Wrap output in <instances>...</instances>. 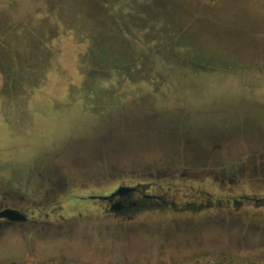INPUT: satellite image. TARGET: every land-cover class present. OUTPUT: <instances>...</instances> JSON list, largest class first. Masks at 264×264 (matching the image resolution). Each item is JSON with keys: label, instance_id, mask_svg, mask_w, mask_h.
Segmentation results:
<instances>
[{"label": "rangeland", "instance_id": "rangeland-1", "mask_svg": "<svg viewBox=\"0 0 264 264\" xmlns=\"http://www.w3.org/2000/svg\"><path fill=\"white\" fill-rule=\"evenodd\" d=\"M0 13V206L28 208L0 221V264H264L249 254L264 208L225 202L264 196V0H0ZM120 184L183 209L121 218L88 198ZM205 193L222 204L184 208Z\"/></svg>", "mask_w": 264, "mask_h": 264}, {"label": "flooded vegetation", "instance_id": "flooded-vegetation-1", "mask_svg": "<svg viewBox=\"0 0 264 264\" xmlns=\"http://www.w3.org/2000/svg\"><path fill=\"white\" fill-rule=\"evenodd\" d=\"M120 185H125V184H120ZM126 186H134V190L123 196L116 195L109 199H99L96 196L92 197L94 195L88 196V198L91 199L92 201H96V200L100 201L103 204L100 209L104 214L108 216L112 215L113 217H121V218L130 217L129 213L134 210H141L144 208L152 207L154 205H159L161 207L172 206L176 210L183 209L182 207L177 208L176 206L177 203L167 200V198L162 194L148 193L147 191L148 188L146 187V185L137 184V185H126ZM114 191H111L106 194H102L101 196L110 195ZM135 194L139 195L138 199H133V195ZM204 196L205 198H207V200L205 201L200 200L197 203L186 202V204H184V208H190L192 210H202L204 208L206 209L208 207L222 204V200L219 198L214 199L212 198V196L208 195L207 193H205ZM5 200L6 197L2 196L1 197L2 203L0 206V221L5 220L13 223H21L28 221V217L26 215L28 208H25L26 210H19L14 206H11L10 204H6ZM225 202L227 205L229 204L231 208L237 211L241 210L246 205L251 206L252 209H256V210L264 208V196H250L248 194H243L238 197L227 198L225 199ZM8 212H13V213H8ZM15 216H22L23 219H16ZM249 221L248 223L251 226H253L254 223L252 221L250 222ZM258 253H264L263 246H258V245L253 246V249L249 251L250 259L254 261L255 260L253 259L254 254H258Z\"/></svg>", "mask_w": 264, "mask_h": 264}, {"label": "water", "instance_id": "water-1", "mask_svg": "<svg viewBox=\"0 0 264 264\" xmlns=\"http://www.w3.org/2000/svg\"><path fill=\"white\" fill-rule=\"evenodd\" d=\"M133 190H134V186L120 185L110 195H106V196H96V197H98L99 199H109V198L114 197L116 195L123 196V195H125V194H127V193H129V192H131ZM92 197H95V196H92ZM8 213H13V212H8ZM15 217H16V219H23L22 216H15Z\"/></svg>", "mask_w": 264, "mask_h": 264}, {"label": "trees", "instance_id": "trees-1", "mask_svg": "<svg viewBox=\"0 0 264 264\" xmlns=\"http://www.w3.org/2000/svg\"><path fill=\"white\" fill-rule=\"evenodd\" d=\"M2 14L0 13V18L2 17L1 16ZM9 32H6L5 34H2V38L3 39H6L7 38V35H10V34H8ZM11 33V32H10ZM11 36V35H10ZM9 37V36H8ZM90 45H95L96 46V44L95 43H91ZM5 44L2 42V44L0 45V54H3V55H6V52H5ZM92 51V50H91ZM189 51V50H188ZM45 57V56H44ZM101 58H103V57H100V61H103V62H105V60H102ZM45 59V58H44ZM3 67H4V65H3ZM4 69V68H3ZM2 69V70H3ZM6 69V68H5ZM4 69V70H5ZM98 68L97 67H95L94 69L93 68H91L89 65H87V67L85 68V72H87V73H89V72H93V71H95V70H97ZM101 71H105L104 69H100ZM89 71V72H88ZM209 195V194H208Z\"/></svg>", "mask_w": 264, "mask_h": 264}]
</instances>
